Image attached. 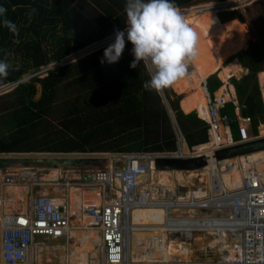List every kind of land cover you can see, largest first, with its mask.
Listing matches in <instances>:
<instances>
[{
	"label": "trees",
	"instance_id": "16d2710c",
	"mask_svg": "<svg viewBox=\"0 0 264 264\" xmlns=\"http://www.w3.org/2000/svg\"><path fill=\"white\" fill-rule=\"evenodd\" d=\"M82 1L86 6L104 2L102 7L109 17H103L102 22L114 27L113 20H117L124 29L130 24L121 22L120 12L130 15L135 3L142 11L146 10L145 14L150 11L149 7L142 8L147 0ZM200 1L153 0V3L156 10L163 11L170 7H191ZM239 13L240 10L221 11L219 18L225 23ZM177 25L164 21L158 38L172 33ZM263 34L264 23L252 50L242 49L231 57H238L249 70L239 79L233 76L231 83L243 106L241 115L251 117L254 130L257 121L264 119L257 77L264 69ZM104 37L101 31L85 32L80 14L70 0H0V86L59 63ZM155 44H146L150 66L137 40L127 36L74 62L60 63L46 75H35L0 95V115L11 117L3 131L0 129V153L39 151L41 146L48 152L64 153L176 151L171 115L185 137L184 150L207 143L209 125L196 111L185 113L181 109L180 97L159 71L160 51L157 58ZM13 54L18 56V62ZM37 84L41 86L38 98ZM221 85L216 74L208 77L212 92ZM223 113L235 119L231 128L238 140L239 123L232 101L225 105ZM9 162L11 159H0V168L9 166ZM45 163L49 165L42 166L59 167L47 160ZM231 164L235 166L234 161Z\"/></svg>",
	"mask_w": 264,
	"mask_h": 264
},
{
	"label": "built area",
	"instance_id": "2783aa9c",
	"mask_svg": "<svg viewBox=\"0 0 264 264\" xmlns=\"http://www.w3.org/2000/svg\"><path fill=\"white\" fill-rule=\"evenodd\" d=\"M240 1H215L197 6H201L203 10L218 7V11H228L231 5ZM192 7L195 6L189 8ZM155 19L157 18L136 26H139L140 29L144 28L151 25ZM131 28L100 41L97 47L100 48L127 36L133 37L130 32ZM262 38L264 40V34ZM94 49L96 50V48ZM176 68H181L182 73L184 72L182 67L176 65ZM49 69H51L50 66L42 67L38 72L28 76V79L47 73ZM24 81L25 79L21 78L16 82L4 84L0 86V93L9 91ZM206 95L208 118L203 119L209 125L208 142H212L214 136L216 145L213 151L214 159L207 154L195 153L197 146L191 148L193 149L192 153H185L184 147L187 143L183 132L176 123L175 134L178 145L176 151L110 152V160L114 163L110 166L93 169L74 166L68 168L45 166L46 169L43 170L31 166L24 167L21 172L10 173L7 171L2 174L5 168H0L1 179L5 184H29L30 186L23 207H17L16 210L1 214V264H35L40 243L36 242V236H45L48 239L71 238V219L74 212L71 208L72 198L70 195L73 188H78L80 191L96 192L99 190L100 201L98 203L90 202L80 208V212L90 219L91 226L100 233L99 264H124L128 247V213L136 205L166 207L167 220L175 218L177 224H183L185 227L181 231L174 228L169 229L170 238L184 239L191 243L193 238L184 233L195 232L188 229L194 220L197 223H202L204 227L212 228L216 232L214 237H217L219 242L216 245H206V248L217 249L220 256L205 264H264V170H260L264 166V159H259L254 163L257 167V169L254 168L256 176H251L249 184L243 181L240 185L226 188L222 183V172L229 170L232 166L231 160L255 153L249 147L257 144L259 137L249 131L248 125L252 122L251 117L241 116L240 111L243 106L234 102L236 119L240 123L238 127L240 138L235 140L231 132V123L235 119L230 118L227 113H223V108L230 101L229 97L224 94L212 96L207 90ZM188 148L187 151L190 150L189 146ZM237 148L239 150H236ZM222 151L227 153L225 155L218 154ZM234 152L238 154H234ZM26 154L35 156L32 160L34 165L39 158L47 160L52 154L62 153L39 154L36 151H31ZM198 155L207 157V164L204 168L211 167L209 172L212 186L205 197L199 199L191 196L190 199L181 201L177 190L171 191L166 185L146 184L141 189L139 188L141 178L155 170L158 161L183 157L195 158L199 157ZM50 169L59 170V174L44 181L40 179L42 172H48ZM42 187L53 190L55 194L63 192V196L41 194L42 192L39 190ZM188 191L190 192L191 189ZM173 210H177L178 215H172L171 211ZM187 225L189 226L187 227ZM175 259L174 257L167 263L157 260L151 264H194L193 261L185 263Z\"/></svg>",
	"mask_w": 264,
	"mask_h": 264
},
{
	"label": "bare ground",
	"instance_id": "6f19581e",
	"mask_svg": "<svg viewBox=\"0 0 264 264\" xmlns=\"http://www.w3.org/2000/svg\"><path fill=\"white\" fill-rule=\"evenodd\" d=\"M200 7L195 6L186 11L175 8L171 11L166 10L165 13L160 15L167 14V16L169 15L172 18L177 17L180 21L177 28L161 44L159 66L162 73L169 78L173 89L179 93H184L180 104L181 109L185 113L196 109L200 118L203 119L208 118V99L206 98L202 81L206 80L210 75L218 73V76L224 82V87L220 89V94L216 93V95H222L228 88L229 78L239 75L242 70L236 60L231 61L227 65L223 63L228 57L244 49L248 39L242 22L233 19L223 23L217 15L218 7H211L207 10H203ZM176 65L182 67L184 72L178 73ZM260 78L264 82V72L260 74ZM215 147L213 136L212 142L198 145L195 153L200 155L207 154L214 159L213 151ZM259 159H264V150L239 157L238 163H235L236 167H233L234 164H232L229 170L222 172L223 186L232 188L240 185L243 181L249 184L251 176H256L254 168L257 169V167L254 163ZM210 168V166H207L202 172L194 170L187 172V174L183 171L175 170V168V171L166 170L167 176L162 180L164 172H160L157 182L159 186L166 185L173 191L176 181L180 182V184H187L191 178L199 175L197 180L188 183L191 191L186 196L180 195L179 200L185 201L190 199L191 196L200 199L208 194V190L212 186ZM260 170H264V166ZM58 174L59 170L52 169L43 178L51 179ZM155 174L156 170H153L148 175L151 179L150 182L155 179ZM142 187L139 185L140 189ZM8 189L14 191L16 197H19L23 190L19 186L11 185ZM98 192L99 190L94 192L89 190L80 191L78 188L71 189V208L76 213L78 212V215L71 227V238H73L75 243L72 244L71 253L68 255L70 264H99L98 244L100 243V233L91 226L89 223L90 219L80 212L82 205L100 201ZM171 213L172 215H178L177 210H173ZM128 216V247L124 264H151L157 260L167 263L174 257L178 261L185 263L193 261L194 264H205L213 259L207 257V260H197L198 251L203 252L206 249V245H216L219 242V239L214 237L216 232L212 228L204 227L202 223H197L194 220L187 227L189 226L188 229H192L195 232L188 231L184 233L193 238L194 241L190 243L182 239L169 238V229L174 228L181 231L185 227L183 224H177L175 218L167 220L168 211L166 207L136 205L129 211ZM74 223H77V225ZM196 230L201 233H196ZM53 244L55 245V243ZM59 247L62 246L47 245L46 248L39 246L36 264H43V252L45 250L50 253L52 250H58Z\"/></svg>",
	"mask_w": 264,
	"mask_h": 264
},
{
	"label": "rangeland",
	"instance_id": "374dc122",
	"mask_svg": "<svg viewBox=\"0 0 264 264\" xmlns=\"http://www.w3.org/2000/svg\"><path fill=\"white\" fill-rule=\"evenodd\" d=\"M103 1H107V0H103ZM215 1H228V0H207V1L202 0V1H200L197 4L192 5V6L202 5L204 3H213ZM241 1L234 4V5H231L228 11L240 10V13L234 19H237L244 24L247 39H248L247 43H250L249 42L250 40H253V42H255L256 40H258L260 38V32H261V29H262L263 23H264V0H243L242 2ZM70 2L72 4V6L75 8V10H77L79 12L80 21H81L82 26L85 27L86 33L92 34V33H95V32L97 33V32L101 31L105 35V37L98 40V41H94V42H92V44L86 46L85 48L66 56L62 64L71 63V62H74L80 58L87 56L88 54H90L92 51L95 50L94 48H96V50L98 49L97 44L100 41L108 39L120 31H124L125 29L134 27L139 23H143L145 21H152V19L157 18V15H158V17H160V15L165 13L166 10H169V8H168V9H165L163 11H158V10H156V7H155L156 4L153 3V0H147V3L144 2V5L142 6V8L149 7L150 11L145 14L146 10H145V12L142 11L141 7H139L138 5L135 6V4H136L135 3L134 8L131 10L130 15L126 14L125 12L121 13L119 11L120 16H122L121 22L124 21L126 23L128 22L127 24H130L128 27H126L124 29L123 27L120 26V24H119V22H117V20H113L114 27L109 26L107 23L102 22L103 17H109V14L102 7L104 2L102 3V5H99V6H94V5L86 6L85 4H82L83 3L82 0H70ZM187 8H189V7H187ZM182 11H184V9H182ZM222 11H227V10H222ZM219 12H221V11H217L218 17H219ZM170 17L171 16H169V15L167 16V14H166L160 18L155 19L154 22L150 26H147L148 29L145 27L142 30V31H145V29H146L147 31H149V33H146V34L142 33L143 35H139L140 43H142L144 45L149 44V43H156L154 45V49L157 52V58H158L159 51L161 53V49L159 48V46L161 47L163 40L169 35V34H167L161 38H158L159 33L161 31L162 23L164 21H171V22L179 23V21H180L177 17H175V18H172V17L170 18ZM165 19H168V20H165ZM121 28H123V29H121ZM149 28H151L152 30ZM13 56H14L15 62H18V56L16 54H13ZM158 61H159V59H158ZM57 65H59V64L52 63L49 66L51 68H54ZM159 71L161 72V74L164 77H166L168 79L169 84L172 87L169 78L164 73H162L160 66H159ZM30 75H32L31 72L23 75L22 78L25 79V82L29 81L28 76H30ZM44 75H46V73H43L40 76L42 77ZM207 86H208V81H207ZM37 87H38V91L36 94V98H38L40 96V93H41L40 84H37ZM172 89H173V87H172ZM208 89H209L210 93L214 92V91L212 92V88L209 87ZM219 89L216 91L217 94H219L218 93ZM6 92H8V91H6ZM6 92L0 93V95L5 94ZM173 92L178 97H180V104H181V99L183 98L184 93H179V92L175 91L174 89H173ZM62 95H64V94L62 93L61 96ZM180 107H181V105H180ZM171 118H172L173 123H174V131H175V128H177L176 121H175L174 117H172V115H171ZM10 119H11V117H7L6 114L0 115V129L2 131H3V127L7 125V123L10 121ZM44 147L45 146H41L40 149H42V150H39L36 152H38L39 154L48 152V151H45L46 149ZM236 150H239V148H237ZM170 152H172V151H170ZM192 152H193V149L190 148V150L189 151L186 150L185 153L189 154ZM59 153H62V154H52L49 156L50 157L49 159H61L63 161L69 160V161H76V162L79 161L80 163L77 164L78 167L79 168H85V169L106 167V166H110V164L114 163V161L110 160V156H109L110 152H107V151L66 152V153L59 152ZM226 153L227 152L222 151L218 154L225 155ZM234 154H238V153L234 152ZM34 158H35V156H33L31 154H26V152L0 153V159H11V162H9L8 168L3 169L2 174L4 172H7V171L10 173H16L18 171L21 172L24 167H31V166H36V167L43 169V170L46 169L45 166L33 165L32 160H34ZM191 158L192 157H183V158L175 159L178 161V163H180L179 164L180 166L178 168L174 167L175 170L183 171L185 174H187V172L194 171V170H196V171L200 170L202 172V170H203L202 168H204V166L198 167V169L190 168L192 165V163L190 161ZM39 159H42V158H39ZM43 160H44V158H43ZM163 160L166 161L169 159H163ZM170 161H171V159H170ZM232 161H234V162L236 161V163H238V159H236V158L232 159ZM68 167L69 166H66L63 168H68ZM234 167H236V166H234ZM174 168L169 167V165H165V164L163 166H161L160 168H159V166H157V168L155 169L156 170L155 179L150 182L151 179L149 176L141 178V180H143V181L141 182V180H140V182H141L140 185L144 187L146 184H151V185L158 184L157 179H158V176L160 175V172H164L163 179H162V180H164V178L167 176L166 170L175 171ZM51 170L52 169H50V171ZM46 173L47 172H44V173L42 172V175L40 177V179H42L43 181L46 180V179H44L45 177L43 178V176ZM2 174H0V217H1V214L6 212V211L9 212L11 210H16L18 202L21 203L20 207L21 206L23 207L24 203H25V201H24L25 197H23L22 194L17 199L11 197L12 193H14V191L9 190L8 187L10 185L5 184L2 181V179H1ZM198 177H199V175L191 178L193 180L190 179V181L197 180ZM190 181H188V183ZM188 183L187 184H184V183L180 184V182L178 183L176 181L177 186L175 185V189L177 190L179 197H181L182 195L186 196L188 194V192H189L188 190L191 189V187H189L190 184H188ZM37 189H39V187H37ZM73 212H74V214H73L72 219H71V226L73 225V222H74V220H76V217L78 215V212L77 213L75 211H73ZM74 224L77 225V223H74ZM0 232H1V226H0ZM169 238H170V236H169ZM35 240H36V242H40L39 244L41 245V247L43 246L45 248L47 245L48 246H62V247H59V249L56 251L52 250L50 253H47V250H45L43 252V257H44L43 259H44L45 264H70L69 259H68V255L71 253L70 248H71L72 244L75 243V241H73V238L67 239L66 237H60V238H55V239H52V238L48 239L45 236H36ZM182 240H184V239H182ZM53 243H55V245ZM67 243H68V245H67ZM66 246H68V247H66ZM63 252H65V253L63 254ZM219 256H220V252L217 249L211 250V249L206 248L205 251H203V252H200V251L197 252V257H198L197 260L198 261L207 260V257L213 258V259H216V257H217V259H218ZM46 259H48V260H46ZM44 262H43V264H44ZM1 263H2V253H1V249H0V264Z\"/></svg>",
	"mask_w": 264,
	"mask_h": 264
},
{
	"label": "crops",
	"instance_id": "0c3cea01",
	"mask_svg": "<svg viewBox=\"0 0 264 264\" xmlns=\"http://www.w3.org/2000/svg\"><path fill=\"white\" fill-rule=\"evenodd\" d=\"M222 22V21H221ZM257 41V40H256ZM255 41V42H256ZM250 43H247V45H246V47L244 48V49H247V48H250L251 50H252V48H253V46H254V44H255V42H253V40H250L249 41ZM160 49H161V47H160ZM242 50V49H241ZM239 52V51H238ZM237 53V52H236ZM236 53H234V54H236ZM233 54V55H234ZM233 55H231L230 57H228L227 58V62L225 61L223 64L224 65H227L228 63H230L231 61H233V60H236L238 63H239V65H240V67L242 68V70H241V72H240V74L239 75H234L236 78H241V77H243L244 75H246V74H248V72H249V70L242 64V62L240 61V59L238 58V57H233V58H231ZM160 56V55H159ZM264 72V69H262L261 71H259L258 73H257V77H258V82H259V90H260V93H261V97H262V100H263V103H264V82H262L261 81V78H260V74L261 73H263ZM214 74H216L217 75V77H218V73H214ZM213 75V74H212ZM211 76V75H210ZM209 76V77H210ZM233 76H231L230 78H229V84L227 85V87L228 88H226V90L224 91V93H222V94H224V95H226V96H228L229 97V99H230V101H232L233 103L234 102H238L239 103V100H238V97H237V93H236V88H235V86L231 83V78H232ZM219 79H220V77H218ZM205 80V79H204ZM202 81V86H203V88H204V91H205V94H206V90L209 92V89H208V86H207V81H208V77L206 78V80L205 81ZM221 80V79H220ZM221 82H222V87L220 88V89H222L224 86V82L221 80ZM261 82H262V84H261ZM205 86V87H204ZM263 87V88H262ZM218 88V89H219ZM206 89V90H205ZM218 89H216L213 93H210L212 96L213 95H216V91L218 90ZM220 89H219V91H220ZM219 91H218V93H219ZM220 94V93H219ZM207 96V95H206ZM207 98V97H206ZM208 99V98H207ZM229 101V102H230ZM240 104V103H239ZM234 105H235V103H234ZM194 111H196V110H194ZM196 113H197V111H196ZM237 114V113H236ZM240 114H241V111H240ZM242 116V115H241ZM253 122L254 121H252L251 122V124H249L248 125V127H249V131H250V133H252L253 135H256V136H258L259 138H258V140H257V144H255V145H259V143H263V144H261L260 146H258V147H254V144L253 145H250V148H251V150H253V152H258V151H260V150H262L263 148H264V141L262 140L263 138H264V119L262 118V119H259L257 122V128L254 130V125H253ZM239 125H240V123H239ZM257 130V131H256ZM231 132H232V134H233V130H232V128H231ZM234 137V136H233ZM187 148H188V146H187ZM189 149V148H188ZM184 151H186V150H184ZM11 153H14V152H11ZM241 153H242V151H241ZM232 161V160H231ZM235 163H236V161H235ZM60 167V166H59ZM58 167V168H59ZM63 167H66V166H63ZM70 167V166H69ZM50 171V170H49ZM48 171V172H49ZM20 185V186H19ZM19 185H17V184H15V185H11V186H19L20 188H22L23 190H22V192H21V194H22V196L23 197H25V199H26V196H27V193H28V191L30 190V186H29V184H19ZM24 187V188H23ZM37 190V189H36ZM38 191V190H37ZM42 192L41 194H44V195H54L55 193H54V191L53 190H51V189H44L43 187L39 190V192ZM20 194V195H21ZM20 195H19V197H20ZM25 195V196H24ZM55 195H58V196H60V197H62L63 196V192L62 193H56ZM12 198H15V199H17L18 197H16V195L14 194V193H12V196H11ZM24 199V200H25ZM20 204L21 203H19L18 202V205H17V207H20ZM39 246H41V245H39Z\"/></svg>",
	"mask_w": 264,
	"mask_h": 264
},
{
	"label": "water",
	"instance_id": "95a60500",
	"mask_svg": "<svg viewBox=\"0 0 264 264\" xmlns=\"http://www.w3.org/2000/svg\"><path fill=\"white\" fill-rule=\"evenodd\" d=\"M175 8H177V9H179V10L182 11V9H186L187 7L186 8H184V7H170L169 10L171 11V10H174ZM160 17H162V16H160ZM157 18H159V17H157ZM165 20H168V19H165ZM148 26H150V25H148ZM145 27L147 28V26H145ZM149 29H151V28H149ZM142 30H143V28L140 29L139 26H134L133 28H131L130 32L133 34V37L138 41L139 46H140V49H141V54L144 57H146L147 62L149 64V66H150L149 59L147 57L149 51H148L146 45L140 43V39H139V35H143L144 33L145 34L146 33H149V31H147L146 29H145V31H142ZM159 48H160V46H159ZM63 61H61V62H59L57 64L63 63ZM176 70L178 71V73H182L181 68H176ZM152 73L153 74L155 73L153 69H152ZM169 112L172 114V110L170 108H169ZM197 115L200 117L198 111H197ZM262 140L264 141V138ZM218 157H219V155H218ZM47 161L50 162V163H52V164H55L57 166H60V165H63V166H74V165L77 164L76 161H69V160L68 161H65V160L63 161V160H60V159H47ZM190 161L192 163V165H191L190 168H192V169H198V167H203V166H205L207 164V157L203 155V156L191 158ZM45 162H46V160H43V159L37 160V164H42V163H45ZM77 162H79V161H77ZM164 164L165 165H169V167H173V168L174 167L178 168L180 166L179 165L180 163H178V161L175 160V159H171V161H170V159L169 160H166V161H164V160L158 161V166L159 167L163 166ZM196 233H199L200 234L201 232L200 231H197ZM193 241L194 240L192 239L191 243Z\"/></svg>",
	"mask_w": 264,
	"mask_h": 264
},
{
	"label": "flooded vegetation",
	"instance_id": "af4514ba",
	"mask_svg": "<svg viewBox=\"0 0 264 264\" xmlns=\"http://www.w3.org/2000/svg\"><path fill=\"white\" fill-rule=\"evenodd\" d=\"M205 81V80H204ZM196 110V109H195ZM78 164V163H77ZM74 165V167H78V165ZM34 165H40V166H42V165H49L48 163H43V164H37V163H34ZM60 167H63V165H60ZM88 167V166H87ZM82 169H85V168H82Z\"/></svg>",
	"mask_w": 264,
	"mask_h": 264
},
{
	"label": "clouds",
	"instance_id": "9594fccd",
	"mask_svg": "<svg viewBox=\"0 0 264 264\" xmlns=\"http://www.w3.org/2000/svg\"><path fill=\"white\" fill-rule=\"evenodd\" d=\"M199 117V116H198ZM200 118V117H199ZM202 119V118H201ZM204 120V119H203ZM205 121V120H204ZM199 145H201V144H199ZM196 146H198V145H196Z\"/></svg>",
	"mask_w": 264,
	"mask_h": 264
}]
</instances>
